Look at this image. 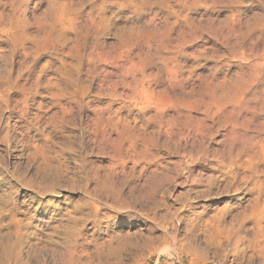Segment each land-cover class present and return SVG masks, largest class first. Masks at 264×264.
I'll return each mask as SVG.
<instances>
[{
	"label": "rangeland",
	"instance_id": "obj_1",
	"mask_svg": "<svg viewBox=\"0 0 264 264\" xmlns=\"http://www.w3.org/2000/svg\"><path fill=\"white\" fill-rule=\"evenodd\" d=\"M7 194L0 264L84 201L121 264H261L264 0H0Z\"/></svg>",
	"mask_w": 264,
	"mask_h": 264
},
{
	"label": "bare ground",
	"instance_id": "obj_2",
	"mask_svg": "<svg viewBox=\"0 0 264 264\" xmlns=\"http://www.w3.org/2000/svg\"><path fill=\"white\" fill-rule=\"evenodd\" d=\"M53 191L47 186L36 190L35 194L52 195ZM93 196L97 197V192L94 191ZM10 199L11 195L7 194L4 199H0V203L6 204ZM52 207L51 212L59 220L51 226L53 234L49 235L47 247L51 260L48 264H109L110 256L116 257V264L123 263L120 257L124 251H110L105 242L108 227L102 226L100 221L107 216L104 208L102 210L97 205L85 201L73 204L65 213L60 212L58 205V208L54 204ZM238 231L239 228L223 227L218 233L225 238L232 237V233L236 237L233 241L236 246L239 242L236 236ZM260 259L261 264H264V256Z\"/></svg>",
	"mask_w": 264,
	"mask_h": 264
}]
</instances>
